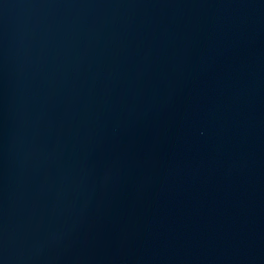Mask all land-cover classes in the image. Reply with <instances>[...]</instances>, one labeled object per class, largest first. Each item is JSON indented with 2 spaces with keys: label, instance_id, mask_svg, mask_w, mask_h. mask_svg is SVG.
I'll return each instance as SVG.
<instances>
[{
  "label": "water",
  "instance_id": "95a60500",
  "mask_svg": "<svg viewBox=\"0 0 264 264\" xmlns=\"http://www.w3.org/2000/svg\"><path fill=\"white\" fill-rule=\"evenodd\" d=\"M0 264H264V0H0Z\"/></svg>",
  "mask_w": 264,
  "mask_h": 264
}]
</instances>
